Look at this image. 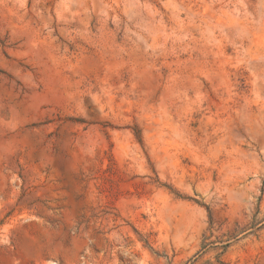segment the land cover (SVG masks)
<instances>
[{
	"label": "rangeland",
	"instance_id": "obj_1",
	"mask_svg": "<svg viewBox=\"0 0 264 264\" xmlns=\"http://www.w3.org/2000/svg\"><path fill=\"white\" fill-rule=\"evenodd\" d=\"M0 264H264V0H0Z\"/></svg>",
	"mask_w": 264,
	"mask_h": 264
}]
</instances>
